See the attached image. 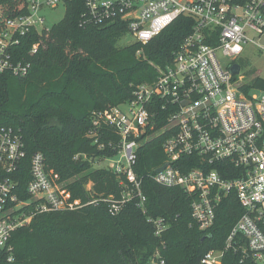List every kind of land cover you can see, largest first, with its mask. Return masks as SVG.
I'll use <instances>...</instances> for the list:
<instances>
[{"label":"built area","instance_id":"obj_1","mask_svg":"<svg viewBox=\"0 0 264 264\" xmlns=\"http://www.w3.org/2000/svg\"><path fill=\"white\" fill-rule=\"evenodd\" d=\"M66 1L0 2V74L28 73L31 62L15 61L11 48L32 31L41 38L48 34L52 26L46 24L45 8L66 5ZM7 10L12 15L6 16ZM180 16L193 20L192 31L171 61L157 66L155 80L136 85L133 97L124 103L93 113L87 136L99 149L110 148L113 154L90 161L112 170L121 190L119 196H95L90 182L86 204L105 202L115 215L135 202L146 213L143 178L135 170L138 149L143 141L163 134L166 166L161 171L156 168L151 177L193 196L192 217L201 230L213 227L225 198L235 196L243 208L224 247L205 252L201 264H223L230 250L242 260L264 264V89L250 87L260 75L244 72L242 64L250 45L264 50V0H85L81 23L121 20L135 41L146 44ZM40 45L34 43L30 53ZM137 54L143 56L144 50L139 48ZM235 64L240 66L238 73L232 71ZM159 105L163 110L158 111ZM160 112L166 118L157 128ZM80 156L88 159L86 153L75 158ZM83 205L63 196L47 171L44 154L29 155L20 130L1 127L0 255L7 252L8 261L14 260L13 233L36 215ZM148 221L162 239L169 221L164 217ZM166 247L162 239L147 264H167Z\"/></svg>","mask_w":264,"mask_h":264},{"label":"trees","instance_id":"obj_2","mask_svg":"<svg viewBox=\"0 0 264 264\" xmlns=\"http://www.w3.org/2000/svg\"><path fill=\"white\" fill-rule=\"evenodd\" d=\"M84 10L85 0H67L64 18L48 34L41 38L32 31L11 48L15 61L31 62L28 73L0 74V129L11 126L20 130L29 155L44 154L47 171L63 196L84 205L36 215L29 225L13 233L14 260L8 261L7 252H3L0 264H147L162 239L167 243V264H201L205 252L224 247L243 208L235 196L225 198L213 227L201 230L192 217L193 196L151 177L167 161L162 145L165 135L143 141L138 149L135 170L143 178L146 213L135 202L115 215L105 202L86 204L91 196L87 182L93 183L95 196H119L121 190L112 170L90 161L113 154L110 148L99 149L87 136L93 113L124 103L133 97L136 85L155 80L157 68L152 63H169L194 22L180 16L146 44L135 41L121 46L120 40L129 34L126 22L84 25ZM4 14L12 15L8 10ZM36 42L41 45L31 54ZM140 47L144 56L138 57ZM249 85L264 89V78L257 76ZM159 117L157 128L165 123L166 113L160 112ZM78 153H86L88 159L75 158ZM29 178L28 174L24 184ZM149 217L169 221L162 239L155 235ZM223 264L256 263L242 260L230 250Z\"/></svg>","mask_w":264,"mask_h":264},{"label":"rangeland","instance_id":"obj_3","mask_svg":"<svg viewBox=\"0 0 264 264\" xmlns=\"http://www.w3.org/2000/svg\"><path fill=\"white\" fill-rule=\"evenodd\" d=\"M66 13V5L63 3H60L55 8H45L44 14L46 16V24L48 26H53L54 24L61 21ZM135 42V39L131 35H125L119 42L121 46L128 45L130 43ZM264 43V40L262 41ZM143 51L144 48L140 47ZM249 50L245 51L242 55L243 60V71H247L248 74L254 73V75H260L264 78V50L260 49L259 47L255 45H250L248 47ZM138 57H141L142 55L136 54ZM144 56V55H143ZM156 68L157 65L155 63H152ZM103 165H106V161H104ZM97 167V165H96ZM90 182H87L89 184Z\"/></svg>","mask_w":264,"mask_h":264},{"label":"water","instance_id":"obj_4","mask_svg":"<svg viewBox=\"0 0 264 264\" xmlns=\"http://www.w3.org/2000/svg\"><path fill=\"white\" fill-rule=\"evenodd\" d=\"M239 68H240V66H239L238 64H235V65L233 66V68H232V71H233L234 73H238V72H239ZM165 166H166V165H162V166L158 167L156 170H157V171H161V170H163V169L165 168ZM206 238H207V235H206V236H203L202 239H201V241H204Z\"/></svg>","mask_w":264,"mask_h":264}]
</instances>
